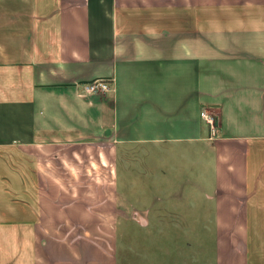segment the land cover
I'll return each instance as SVG.
<instances>
[{
	"label": "crops",
	"instance_id": "obj_1",
	"mask_svg": "<svg viewBox=\"0 0 264 264\" xmlns=\"http://www.w3.org/2000/svg\"><path fill=\"white\" fill-rule=\"evenodd\" d=\"M131 146L198 173L154 211L205 224L210 172L214 264H264V0H0V264H120Z\"/></svg>",
	"mask_w": 264,
	"mask_h": 264
},
{
	"label": "rangeland",
	"instance_id": "obj_2",
	"mask_svg": "<svg viewBox=\"0 0 264 264\" xmlns=\"http://www.w3.org/2000/svg\"><path fill=\"white\" fill-rule=\"evenodd\" d=\"M78 88L79 93L85 96L80 91V85ZM180 148L176 146L172 149L178 153L181 152ZM164 153L167 151L162 147L152 149L145 146H131L122 149L120 199L125 208V215L120 221V264H141L144 256L146 259L152 257L150 254H153L155 260L149 264H200L201 259L202 264L206 262L214 264L215 225L214 211L210 206L211 191L208 189L209 159H203L202 166V174H205L207 169L209 179L208 183L206 182L207 176H203L202 179L207 211L206 222L203 225L187 224L182 216L185 214L188 216L191 213L186 212L185 209H173L168 211L167 215L165 212L159 215L160 212L153 209V204L160 202L180 201L183 206H187L193 200L192 198H196L191 193H186L185 189L188 180V183H192L190 180L192 173H186L193 169L191 162L181 160L178 155H173L171 161L164 163L158 160ZM186 163L189 164L188 167ZM167 168L169 170H166ZM195 171L196 169H193L196 176L198 173ZM159 188H161L160 192ZM162 189L166 190L164 194H161ZM197 195L201 203V194L198 192ZM157 213L159 216L156 215ZM157 216L159 219L164 218L161 223L158 222L159 225L156 221ZM198 227L206 230L204 236H198Z\"/></svg>",
	"mask_w": 264,
	"mask_h": 264
},
{
	"label": "built area",
	"instance_id": "obj_3",
	"mask_svg": "<svg viewBox=\"0 0 264 264\" xmlns=\"http://www.w3.org/2000/svg\"><path fill=\"white\" fill-rule=\"evenodd\" d=\"M80 91L84 95L91 94H110L114 89L113 79L111 77H99L92 80H87L79 83ZM201 116L204 122L208 124L210 129V138H213L218 133V115L207 108H203L201 111Z\"/></svg>",
	"mask_w": 264,
	"mask_h": 264
}]
</instances>
